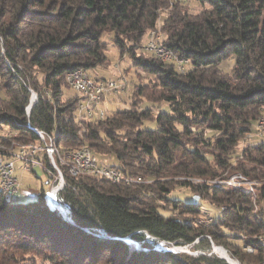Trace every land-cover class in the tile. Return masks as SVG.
<instances>
[{"label": "trees", "instance_id": "1", "mask_svg": "<svg viewBox=\"0 0 264 264\" xmlns=\"http://www.w3.org/2000/svg\"><path fill=\"white\" fill-rule=\"evenodd\" d=\"M194 2L197 10L169 0H0V132L9 133L0 143H38L36 128L55 135L62 153L86 146L114 156L109 166L125 175L152 180L127 185L62 168L57 200L74 224L43 192L22 202L0 190V264H228L210 254L211 243L242 264L262 262L264 141L241 142L264 114V0ZM160 19L161 43L189 60L183 71L137 52ZM104 33L120 55L130 53L139 77L155 82L134 86L129 109L80 118L78 94H64L66 74L108 64ZM229 57L234 65L225 72L218 64ZM29 87L38 99L27 117ZM143 100L166 102L169 111L153 113ZM145 120L156 127L143 128ZM225 170L263 182L253 192L190 181ZM176 187L217 205L209 226L190 219L207 211L171 195ZM127 239L144 249L130 250ZM159 240L204 253L153 249Z\"/></svg>", "mask_w": 264, "mask_h": 264}, {"label": "built area", "instance_id": "2", "mask_svg": "<svg viewBox=\"0 0 264 264\" xmlns=\"http://www.w3.org/2000/svg\"><path fill=\"white\" fill-rule=\"evenodd\" d=\"M189 0H180L181 4L187 3ZM173 4V0H169ZM163 33L160 26L151 29L147 33L146 42L141 45V49L152 54L156 58H164V60L173 62L178 69H185L189 60L180 58L170 48L164 46L161 41ZM66 81L70 88L76 91L80 101L78 105V116L81 118L91 119L96 104L106 95L118 89L120 86L115 81H103L92 79L88 71L84 68H78L66 74ZM30 92V105L25 106V114L29 117L30 111L34 103L37 101V93L28 88ZM105 117L103 110H97L95 119H103ZM257 132H264V114H262L251 127V131L246 134V139H257ZM38 149H30V143L26 144L23 151H14L12 147L8 151H0V186L3 191L9 193V197L13 200L19 193V181L14 175L15 161L23 163V169L31 170L33 168H41L48 176L46 184L50 187L49 194L53 198L59 191L64 188L65 181L62 174V168L71 176H93L110 180L113 183L124 184H141L144 182L141 177L125 175L122 171H116L115 168L102 164L98 161L93 151L85 150L80 147V152H71L68 150L65 154L72 156V164L63 165L60 160H54L52 156V146H50V133L43 131V137H38ZM243 140V141H244ZM42 153L45 155L49 165L38 158ZM230 179H235V187L244 191V187H251L252 184L241 174H236ZM215 184L227 185V180H216ZM253 189V188H252Z\"/></svg>", "mask_w": 264, "mask_h": 264}, {"label": "rangeland", "instance_id": "3", "mask_svg": "<svg viewBox=\"0 0 264 264\" xmlns=\"http://www.w3.org/2000/svg\"><path fill=\"white\" fill-rule=\"evenodd\" d=\"M186 5L189 7V9L197 10L198 5L194 2V0H189ZM165 14L162 13V17ZM160 21L158 22V26H160ZM110 34L104 33L102 35V39L107 42V49L105 51L106 56L108 57V64L106 65H99L94 68H91L88 70V73L92 79H98V80H105V81H115L120 87L108 95H106L104 98H102L95 106V109L93 110V116L91 119H95L97 117V110H103L105 117L110 116L113 111L119 109V110H126L129 109L131 106L132 101V94L134 90L135 85H139L140 83H149L153 86V83L155 82L154 78H149L148 76H138L137 73H140V70L134 66L131 62V58L129 57V52H124L123 55H120L118 49L113 46L111 40H109ZM147 36L144 37L143 43L146 42ZM141 43L137 47V52L139 53L141 50ZM131 47V44H127V48ZM234 65V57H229L224 60H222L218 67L225 71L229 72ZM64 94L66 96H73L76 94V91L72 88H64ZM3 91L0 90V97H3ZM142 107H148L151 106L153 109V113H156L158 110H164L169 111L168 103L163 101L158 102H147L146 100H143L140 104ZM255 121L250 125L251 127L254 125ZM143 128H155L156 122L154 120H145L142 124ZM3 137H7L9 133L1 131L0 132ZM257 137H261L257 133ZM245 138H247L245 136ZM264 141V136L261 139H246V141ZM245 140L241 142V145H243ZM11 145H5L0 143V150L2 149H8ZM2 148V149H1ZM17 150V149H15ZM97 159L101 163H105L107 165H114L116 164V159L114 156H106V155H96ZM236 174H241L239 172H228V170H225L222 177H216L214 179L206 178H190V181L193 183L196 182H202L204 181L207 184H215L216 180H227L226 186H229V182L235 181V179H230L232 176ZM14 175L19 181V193L17 195V198L21 200L22 202H28V201H34L38 198V195L43 192L45 197L49 201V191L50 187L46 184V181L48 180V176L44 173V171L41 168H33L31 170L23 169V163L21 161H15V168H14ZM243 175V174H241ZM244 176V175H243ZM251 184L254 192L255 185H258L262 183L263 181H257V180H249L246 176H244ZM179 179V178H176ZM169 180V178H162L161 181ZM144 182H152L150 178H145ZM223 185V184H218ZM234 186V185H233ZM171 195H178L182 196L184 199L192 202H199L202 205V208L207 211V213L204 216H196L191 217L190 219L195 222L197 225L203 227L209 226L213 221V215L215 212L219 210L216 204L211 203L209 200H204L199 197V194L196 192L191 191L189 188L185 187H176ZM58 198V194L56 195V199ZM58 201V200H57ZM164 203V202H159ZM166 204V202H165ZM64 206V205H63ZM65 207V206H64ZM259 209V207L257 208ZM146 237H150L149 235H146ZM127 242L129 244L130 250H140L144 249L141 247V245L134 241L133 239H127ZM221 247L224 250L218 248ZM153 249L162 250V251H168L171 250L172 252H179V253H186L189 255H198L201 253H204V251L200 250H194L191 248V246H178L173 243H169L167 241L159 240L157 241ZM146 250V249H145ZM246 250V247H245ZM246 252L250 253L251 251L246 250ZM253 252V251H252ZM251 252V253H252ZM213 254L221 259L225 258L228 261H230L233 264H242L237 259L233 258L231 254L225 249L223 246L212 244L211 243V251L210 254ZM225 254V255H223ZM223 257V258H222ZM224 259V260H225ZM226 261V260H225ZM250 264H252L250 262ZM259 264V263H258Z\"/></svg>", "mask_w": 264, "mask_h": 264}, {"label": "bare ground", "instance_id": "4", "mask_svg": "<svg viewBox=\"0 0 264 264\" xmlns=\"http://www.w3.org/2000/svg\"><path fill=\"white\" fill-rule=\"evenodd\" d=\"M174 3H180V0H173V4H174ZM158 59H160V60L163 61V62H170V61L164 60V58H158ZM180 70L183 71L184 69H180ZM28 105H30V102H29ZM33 129H34V131H36V132L38 133V135H39L40 137H43V134H42L39 130H37L36 128H33ZM257 133H258V135L261 136V137L264 136V132H257ZM16 146H17V148H16L17 150L14 149V151H23V150L25 149V147H26V144H21V145H16ZM50 146H52V156H53L54 160H60V163L63 164V165H70V164H72V156L69 155V154H65V152L62 153V152L60 151V149H59V147H58V144H57L56 137H55V135H53V134L50 135ZM83 147H84L85 150H90V151H92L90 148H88V147H86V146H83ZM1 149H2V148H1ZM30 149H38V143H30ZM8 150H10V148H8V149H5V148H4V149H2V150H0V151H8ZM71 152H80V148H79V149H76V150H71ZM116 171H119V170L116 169ZM227 183H228V182H227ZM229 184L235 186V181L232 180V182H229ZM244 189H246V190H251L252 188H251V187H244ZM0 190H1L3 193L9 195L8 192L3 191V187H2V186H0ZM55 202L57 203V201H55ZM57 206H58V208H59L62 212L65 211V210H63V209H65V208H64V207H61V205H57ZM259 241H260L261 246H262L263 251H264V233L259 237ZM246 250L252 252V251H253V248H251V247H249V246H246ZM251 252H250V253H251ZM223 255H225V254H223ZM259 264H264V255H263V260H262V262L259 263Z\"/></svg>", "mask_w": 264, "mask_h": 264}, {"label": "water", "instance_id": "5", "mask_svg": "<svg viewBox=\"0 0 264 264\" xmlns=\"http://www.w3.org/2000/svg\"><path fill=\"white\" fill-rule=\"evenodd\" d=\"M16 197H17V196H16ZM16 197H15L12 201H15ZM49 201H50L51 205L54 206V207L59 211L60 214H62V216L65 218L66 221H68V222L71 223V224H74L73 220L68 216V211H67V209H66L63 205H61V204L57 201L56 198H54V197L52 198V197L50 196V194H49ZM55 201H57V203H56ZM57 205H61V207H64L65 209H63V210H65V211L62 212V211L58 208ZM99 235H100V234H99ZM100 236H103V237H104V235H100ZM141 250H142V249H141ZM168 251H171V250H168ZM223 259H224V258H223ZM225 260H226V259H225ZM226 262H227L228 264H230L227 260H226Z\"/></svg>", "mask_w": 264, "mask_h": 264}]
</instances>
